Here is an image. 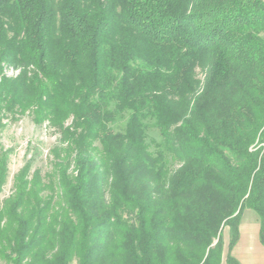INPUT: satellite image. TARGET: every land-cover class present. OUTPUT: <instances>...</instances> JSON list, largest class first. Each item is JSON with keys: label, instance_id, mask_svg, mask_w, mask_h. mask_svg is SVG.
<instances>
[{"label": "trees", "instance_id": "16d2710c", "mask_svg": "<svg viewBox=\"0 0 264 264\" xmlns=\"http://www.w3.org/2000/svg\"><path fill=\"white\" fill-rule=\"evenodd\" d=\"M27 114L61 140L0 202V262L241 264L246 210L264 246V0H0V115Z\"/></svg>", "mask_w": 264, "mask_h": 264}, {"label": "rangeland", "instance_id": "374dc122", "mask_svg": "<svg viewBox=\"0 0 264 264\" xmlns=\"http://www.w3.org/2000/svg\"><path fill=\"white\" fill-rule=\"evenodd\" d=\"M18 72H8V76H16ZM200 78L203 77L202 73L198 71ZM0 153L6 152L9 156V172L7 182L4 186L3 192L0 196L2 203L14 193L15 177L21 169L28 163L32 165V173L35 170H40L48 182L49 175L53 172L54 155L53 151L59 147L61 135L60 133L49 126L43 124L36 125L33 122V117L30 114L23 116L0 115ZM123 122L116 130L123 128ZM160 141L159 134L156 130L151 129L148 131V143L151 150L156 149V143ZM247 211V210H246ZM255 216L256 213L249 210ZM229 228H225L223 238L225 241V250L227 253L229 241ZM0 264H7L1 261ZM77 264V262H73Z\"/></svg>", "mask_w": 264, "mask_h": 264}, {"label": "crops", "instance_id": "0c3cea01", "mask_svg": "<svg viewBox=\"0 0 264 264\" xmlns=\"http://www.w3.org/2000/svg\"><path fill=\"white\" fill-rule=\"evenodd\" d=\"M230 242V229H229ZM225 242V241H224ZM232 255L241 264H264V246L260 242V223L258 217L245 211L239 226V240Z\"/></svg>", "mask_w": 264, "mask_h": 264}]
</instances>
